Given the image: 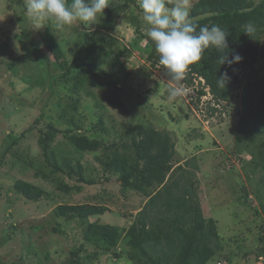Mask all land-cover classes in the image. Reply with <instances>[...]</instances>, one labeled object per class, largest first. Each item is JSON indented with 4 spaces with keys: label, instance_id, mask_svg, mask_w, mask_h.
Masks as SVG:
<instances>
[{
    "label": "rangeland",
    "instance_id": "obj_1",
    "mask_svg": "<svg viewBox=\"0 0 264 264\" xmlns=\"http://www.w3.org/2000/svg\"><path fill=\"white\" fill-rule=\"evenodd\" d=\"M195 1L189 0L190 6ZM27 3L28 0H0V158L12 139L30 125L34 127L19 143H12V149L24 154L27 146L33 147L38 135L36 127H42L47 121V118L39 120L36 125L33 120L41 105L50 97L52 77L59 69L51 63V56L48 55V60L44 59L34 48L36 46L46 54L40 30L46 26L50 28L68 60L74 56L82 33L79 21L62 29L57 28L54 21L45 20L37 24L27 13ZM175 3L176 0H166L168 8ZM116 5L123 7L111 31L123 43L136 47L132 48L126 63L131 74L115 86L94 88V96H82V103L88 104L93 114H102L107 128L104 133L107 144L120 143L121 139L129 143L130 134H137L148 125L169 133L175 150L172 167L184 164L187 159L189 162L193 159L197 165L192 170L194 190L204 216H211L217 221L221 251L216 258L221 256L225 259L223 256L229 255L231 264L252 263L260 245L261 225L264 224V211L260 205V201L264 202V170L254 168L253 162H250L256 143L244 139L251 136V132L249 118L242 117L241 89L232 93L230 101L217 104L206 85L205 94L198 93V78H193L192 83L183 79L175 81L163 66H151L141 54L144 42L139 39L138 31L146 34L147 25L137 0H109L110 7ZM260 38V47L264 52V31ZM10 55L15 60L11 71L7 67ZM254 67L264 72V54H258ZM248 76L249 71L246 70L242 74L243 82ZM176 87L182 89V95L171 97L170 90ZM55 98L56 95L51 101ZM89 120L86 118L87 123ZM56 127L63 129L64 125L60 123ZM237 136L240 137L238 142ZM63 141L59 132L54 142ZM245 142L252 152L243 150L237 156L234 149H239ZM101 152L99 149L96 155L100 156ZM192 155H195L194 158H191ZM36 159L41 160L39 157ZM10 160L9 155L4 156V162L0 164V261L8 264L66 262L69 250L81 242L82 226L77 221L64 222L55 217L52 211L58 202L106 205L108 209L99 217L100 221L126 228L146 200L141 192L127 190L122 193L115 178L109 182L83 185L79 191H56L51 182L34 175V168L21 161L9 165ZM81 160L89 178L101 174L93 153ZM16 178L59 195H55L53 200L43 197L37 201H25L11 191L6 192ZM58 221L63 232L53 230V227H58ZM6 230L10 233L9 238H5ZM121 246L107 255L91 259L92 264H133L124 257H115L113 253L121 252ZM87 250H91L88 245ZM84 254L80 252L81 256ZM122 254L125 253L122 251ZM215 259L207 264H216Z\"/></svg>",
    "mask_w": 264,
    "mask_h": 264
},
{
    "label": "trees",
    "instance_id": "obj_2",
    "mask_svg": "<svg viewBox=\"0 0 264 264\" xmlns=\"http://www.w3.org/2000/svg\"><path fill=\"white\" fill-rule=\"evenodd\" d=\"M122 7H107L103 17L94 25L80 23L82 33L71 60L66 58L49 27L40 30L46 54L40 48H34L40 51L44 59L48 60V55L51 56V63L59 69L52 77L50 97L41 105L33 120L36 125L39 120L47 118V121L42 127H36L38 135L33 147L29 145L24 149L26 156L14 151L12 143H19L33 125L12 139L1 155L0 164L4 162V156L9 155V165L21 161L27 167L34 168V175L51 182L56 191H79L83 185L109 182L115 178L122 193L136 191L145 197L144 204L138 208L126 228L100 221L99 217L108 209L106 205L58 202L53 208V215L64 222L77 221L82 226L81 242L69 250L64 264H92L91 259L107 255L120 245L122 250L113 253L115 257H124L133 264H207L216 258L217 253L220 254L221 246L218 245L217 221L211 216H204L194 190L192 170L197 165L193 159L191 162L187 159L184 164L173 168L175 150L169 133L151 125L140 129L137 134H130L129 143L120 135V143L107 144L104 138L107 128L102 114H93L91 107L81 101L82 96H94V88L115 86L131 74L127 71L126 63L132 48L136 47L123 43L111 31ZM190 9L197 31L200 26L216 24L228 33V49L218 50L210 46L202 54L201 60L190 66L183 80L192 83L193 78L202 77L217 103L230 101L232 93L241 89L242 117L249 118L251 132V136L244 139L256 143L250 162H253L254 168L264 170V72L254 67L258 54H264L260 47V34L264 31V0H196ZM249 23L254 28L250 36L244 33ZM138 32L139 39L142 38L144 42L141 54L151 66L160 65L154 42L146 34ZM227 51L229 59L239 54L241 62L231 67L227 64L221 66L219 58ZM11 56L7 61L10 71L15 66ZM246 70L249 76L243 82L242 74ZM225 71L231 79L221 89L217 80ZM202 87L198 89L199 93L204 92ZM54 95L56 98L51 101ZM9 101L12 102V99L9 98ZM35 106L38 107V104ZM86 118H90L88 123ZM60 123L64 125L63 129L56 127ZM59 132L64 141L57 144L54 140ZM239 138L236 137L237 142ZM99 149L102 152L97 156ZM243 150L252 152L247 143H243L239 149L236 147L233 152L239 156ZM91 153L101 169V174L96 178H89L85 174L84 161L81 160ZM37 157L41 160H37ZM169 172L171 175L167 177ZM10 191L25 201H37L43 197L53 200L55 195H59L22 178L14 179L6 192ZM260 205L264 211V202L260 201ZM59 224L58 221V227H53V230L62 231ZM261 230L258 237L260 245L251 262L264 255V224ZM4 235L5 238L10 237L7 230ZM87 245L91 250H87ZM80 252L85 254L81 256ZM220 257L215 260H224ZM223 257L226 264H231L229 255ZM0 264L8 263L0 261Z\"/></svg>",
    "mask_w": 264,
    "mask_h": 264
},
{
    "label": "clouds",
    "instance_id": "obj_3",
    "mask_svg": "<svg viewBox=\"0 0 264 264\" xmlns=\"http://www.w3.org/2000/svg\"><path fill=\"white\" fill-rule=\"evenodd\" d=\"M137 3L147 25L146 36L154 42L159 63L173 80H182L190 66L199 62L210 46L218 50L228 49V33L219 25L200 26L197 31V25L190 15L189 0H176L171 8L166 6V0H137ZM107 7L109 0H28L27 13L37 24L45 20L54 21L57 28L62 29L77 21L94 25L103 17ZM253 31L251 23L245 26V34L250 36ZM241 60L239 54H234L229 59L227 51L219 58V63L221 66L227 64L231 67ZM197 78V83L204 90V79ZM230 79L225 71L219 76L217 84L223 89ZM170 93L171 97H177L182 95V89L172 88Z\"/></svg>",
    "mask_w": 264,
    "mask_h": 264
},
{
    "label": "built area",
    "instance_id": "obj_4",
    "mask_svg": "<svg viewBox=\"0 0 264 264\" xmlns=\"http://www.w3.org/2000/svg\"><path fill=\"white\" fill-rule=\"evenodd\" d=\"M226 263L227 261L225 259L216 261V264H226ZM250 264H264V255L258 256L257 260L253 261Z\"/></svg>",
    "mask_w": 264,
    "mask_h": 264
}]
</instances>
